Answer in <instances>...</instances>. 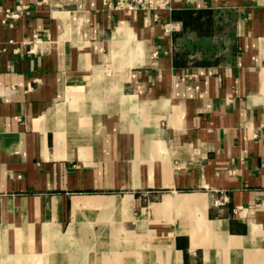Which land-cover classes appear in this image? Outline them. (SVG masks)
<instances>
[{"label":"crops","instance_id":"crops-1","mask_svg":"<svg viewBox=\"0 0 264 264\" xmlns=\"http://www.w3.org/2000/svg\"><path fill=\"white\" fill-rule=\"evenodd\" d=\"M0 264H264V0H0Z\"/></svg>","mask_w":264,"mask_h":264},{"label":"built area","instance_id":"built-area-1","mask_svg":"<svg viewBox=\"0 0 264 264\" xmlns=\"http://www.w3.org/2000/svg\"><path fill=\"white\" fill-rule=\"evenodd\" d=\"M103 3L116 10H145L159 12L171 6V0H103Z\"/></svg>","mask_w":264,"mask_h":264},{"label":"trees","instance_id":"trees-1","mask_svg":"<svg viewBox=\"0 0 264 264\" xmlns=\"http://www.w3.org/2000/svg\"><path fill=\"white\" fill-rule=\"evenodd\" d=\"M189 22H190L189 24H192V23L194 24V21H192V20H191V21H189Z\"/></svg>","mask_w":264,"mask_h":264}]
</instances>
